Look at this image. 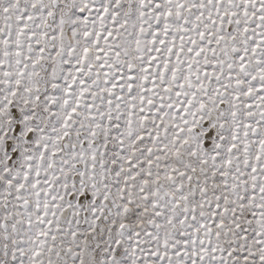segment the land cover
Returning a JSON list of instances; mask_svg holds the SVG:
<instances>
[{
    "label": "snow or ice",
    "instance_id": "1",
    "mask_svg": "<svg viewBox=\"0 0 264 264\" xmlns=\"http://www.w3.org/2000/svg\"><path fill=\"white\" fill-rule=\"evenodd\" d=\"M0 264H264V0H0Z\"/></svg>",
    "mask_w": 264,
    "mask_h": 264
}]
</instances>
